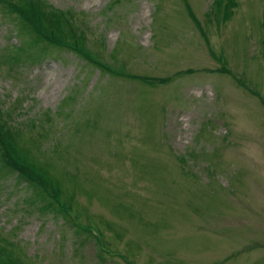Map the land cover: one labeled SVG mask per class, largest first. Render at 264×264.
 <instances>
[{"label": "rangeland", "instance_id": "1", "mask_svg": "<svg viewBox=\"0 0 264 264\" xmlns=\"http://www.w3.org/2000/svg\"><path fill=\"white\" fill-rule=\"evenodd\" d=\"M43 1L71 11L120 75L70 51L25 59L0 10V125L75 225L0 164L10 252L27 264H264V0H233L227 19L217 0Z\"/></svg>", "mask_w": 264, "mask_h": 264}, {"label": "trees", "instance_id": "2", "mask_svg": "<svg viewBox=\"0 0 264 264\" xmlns=\"http://www.w3.org/2000/svg\"><path fill=\"white\" fill-rule=\"evenodd\" d=\"M233 6V0H217L215 8L222 9L223 17L227 19L230 17V9ZM0 10L10 16L8 19L15 21L20 43L22 42L16 52L24 54L25 59L39 63L44 60L50 48L70 51L102 72L120 75L107 66L108 64L103 65L100 55L89 50L87 36L77 24L76 17L71 11L52 10L43 0H0ZM190 16L193 17L191 13ZM261 26L264 29V14ZM137 78V76H130L126 80L134 81ZM150 81L147 80V83ZM13 139V133L7 132L0 125L1 167L12 174L16 173V177H22L33 185L35 195L40 202L38 207L43 211L52 209L63 214L71 210L67 201L65 203L60 201L59 191L53 187L50 176L38 166L19 158L17 149L12 146ZM34 168H37V172H33ZM32 203L34 205L35 201ZM8 244L13 242L0 237V264H27L25 258L22 259L16 253L10 252L7 248Z\"/></svg>", "mask_w": 264, "mask_h": 264}]
</instances>
